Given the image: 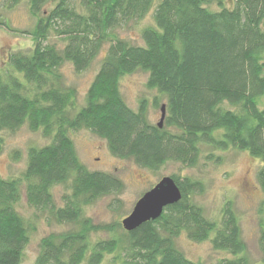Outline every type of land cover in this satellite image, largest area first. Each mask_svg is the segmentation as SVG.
<instances>
[{
    "label": "trees",
    "instance_id": "obj_1",
    "mask_svg": "<svg viewBox=\"0 0 264 264\" xmlns=\"http://www.w3.org/2000/svg\"><path fill=\"white\" fill-rule=\"evenodd\" d=\"M28 4L36 19L28 31L33 46L11 52L0 69V131L25 124L49 141L27 149L19 176H0V264H21L29 240L16 209L22 186L27 203L37 212L58 223L78 224L77 229L43 237L33 264H101L105 254L114 252L117 264H202L177 248L175 238L181 232L193 241L209 240L213 249L232 255L212 264H252L244 254L246 244L230 203L218 220L208 218L192 199L203 184L190 176L170 175L182 195L158 218L91 242L90 232H113L122 225H94L83 216L84 207L119 193L123 183L112 173L89 170L70 132L87 129L106 141L113 156L130 158L150 170L169 160L193 167L202 145L210 149L205 157L215 160L216 151L245 150L261 161L256 179L264 192V108L258 103L264 94V0ZM148 13L153 24L142 28L143 44L118 36L117 28ZM0 23L8 26L4 20ZM52 33L60 43L50 42ZM100 55L84 104L78 105L77 92L64 84L61 67L69 62L81 72ZM137 70L147 73L148 88L166 96L161 127L148 120L144 99L134 110L120 94L121 77ZM57 185L66 189L62 205L54 201L52 189ZM259 224L264 262V217Z\"/></svg>",
    "mask_w": 264,
    "mask_h": 264
},
{
    "label": "rangeland",
    "instance_id": "obj_2",
    "mask_svg": "<svg viewBox=\"0 0 264 264\" xmlns=\"http://www.w3.org/2000/svg\"><path fill=\"white\" fill-rule=\"evenodd\" d=\"M215 8V5L210 6ZM0 69L6 65L11 52L27 51L33 46L28 33L36 19L29 11L28 0H18L11 4L10 0H0ZM153 24L151 13L137 21H130L116 29L119 37L132 44H143L142 28ZM50 42L60 43L52 33ZM102 54V53H101ZM101 55L81 72H76L69 62L61 67L64 84L74 87L78 105L84 104L86 91L98 69ZM147 73L137 70L126 74L119 81V90L123 100L132 109H137L139 102L147 104L148 120L157 124L160 121L161 106L166 105V96L156 89L146 86ZM259 106L264 108V94L258 99ZM3 150L0 153V176L4 178L19 176L26 165L27 149L30 146L46 144L49 139L43 137L40 131H32L25 124L14 131L2 130ZM70 137L81 162L89 169L105 171L114 174L123 183L119 193L100 197L86 205L83 216L89 218L94 225H114L121 222L133 208L136 200L161 177L177 175L190 176L203 184V190L192 195L193 201L202 207L204 214L218 220L223 207L230 203L238 217L241 237L246 244L245 256L249 261L260 263L263 255L259 248L260 219L264 217V192L259 186L256 173L261 161L245 150L230 148L226 151H216L214 158H206L210 149L202 145V155L193 167L183 166L177 161L169 160L157 170L138 166L130 158L113 156L107 148L106 141L91 131L81 128L70 132ZM66 189L57 185L52 189L56 205H62V194ZM16 209L23 217L28 229L29 240L26 244L21 264H33L39 252L40 240L52 233H61L77 229V223H58L49 219L46 213L40 214L31 207L25 196L24 186ZM121 228V227H120ZM113 232L105 230L92 231L89 240L95 242L110 236L121 235L123 228ZM177 248L189 259L212 264L218 259L231 257L224 250L213 249L209 240L197 242L189 239L185 232L175 238ZM116 253L105 254L101 264H117ZM264 263V262H262ZM80 264H86L82 262Z\"/></svg>",
    "mask_w": 264,
    "mask_h": 264
},
{
    "label": "water",
    "instance_id": "obj_3",
    "mask_svg": "<svg viewBox=\"0 0 264 264\" xmlns=\"http://www.w3.org/2000/svg\"><path fill=\"white\" fill-rule=\"evenodd\" d=\"M164 116L165 105H162L159 127L162 126ZM181 195L180 188L171 176L161 177L152 187L143 192L132 210L122 218V228L131 231L144 222L158 218L164 207L178 202Z\"/></svg>",
    "mask_w": 264,
    "mask_h": 264
}]
</instances>
